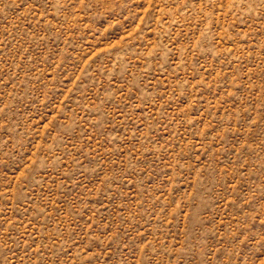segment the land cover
Instances as JSON below:
<instances>
[{
    "label": "rangeland",
    "instance_id": "1",
    "mask_svg": "<svg viewBox=\"0 0 264 264\" xmlns=\"http://www.w3.org/2000/svg\"><path fill=\"white\" fill-rule=\"evenodd\" d=\"M0 264H264V0H0Z\"/></svg>",
    "mask_w": 264,
    "mask_h": 264
}]
</instances>
